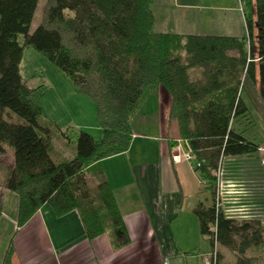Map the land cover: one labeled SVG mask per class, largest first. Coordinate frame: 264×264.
<instances>
[{
	"label": "trees",
	"instance_id": "obj_1",
	"mask_svg": "<svg viewBox=\"0 0 264 264\" xmlns=\"http://www.w3.org/2000/svg\"><path fill=\"white\" fill-rule=\"evenodd\" d=\"M238 1L245 39L156 33L153 0H46L34 29L40 0H0V155L9 149L12 156V166L2 167L0 219L8 193L16 200V230L47 206L58 218L76 211L87 240L108 236L113 250L126 246L129 236L101 163L128 151L133 117L160 89L201 191L211 198L209 207L198 203L192 210L200 237L211 250L233 256L225 264H261V221L227 217L215 195L223 160L256 158L259 151L235 124L248 114L240 97L246 82L257 86L264 105V0ZM27 49L95 105L98 139L42 117L47 86L31 88L19 73ZM56 137L74 140V158L55 159ZM221 255L211 264H220ZM13 257L9 242L1 264Z\"/></svg>",
	"mask_w": 264,
	"mask_h": 264
},
{
	"label": "crops",
	"instance_id": "obj_2",
	"mask_svg": "<svg viewBox=\"0 0 264 264\" xmlns=\"http://www.w3.org/2000/svg\"><path fill=\"white\" fill-rule=\"evenodd\" d=\"M152 12L156 33L247 37L238 0H153ZM206 28H220L223 34L197 31ZM19 73L27 85L37 80V85L43 81L47 86L40 101L46 121L60 130L71 126L99 138L95 105L79 95L61 71L27 49ZM169 108V99L160 89L152 92L131 121L128 151L101 163L129 236L126 246L113 250L108 236L89 241L76 211L58 218L45 206L19 230L10 219L12 264H190L192 257L184 253L200 244L192 210L202 203V191L193 166L172 160L179 134L176 122L169 119ZM140 117L144 125L137 121ZM52 154L66 160L57 152ZM237 176L223 178L221 210L229 218L245 219L239 216L248 211L250 202L241 195ZM8 244L0 245V264Z\"/></svg>",
	"mask_w": 264,
	"mask_h": 264
},
{
	"label": "rangeland",
	"instance_id": "obj_3",
	"mask_svg": "<svg viewBox=\"0 0 264 264\" xmlns=\"http://www.w3.org/2000/svg\"><path fill=\"white\" fill-rule=\"evenodd\" d=\"M46 0H40L37 13L35 15L32 28L34 29L41 18L42 9L45 5ZM197 31L206 32L208 35H222L223 31L219 28H206L198 29ZM205 34V33H203ZM31 88H36L37 80L28 85ZM242 101L245 103L248 114L239 120L235 124V128L240 132H243V137L249 142L254 143L259 147L258 156L256 158H245V157H229L225 158L221 164L220 172L218 173V186L215 191L216 201L220 209L223 208L222 203L224 202V192L226 190V185L224 184L225 175H238L241 186L240 191L241 195L248 198L250 205L247 206V212H243L239 217H248L245 219H258L261 221L264 227V105L261 102L258 96L257 86L252 85L251 82H246L245 87L240 93ZM143 117H140L139 124L144 125L145 123L142 120ZM146 121V118L145 120ZM98 123V122H97ZM137 127L136 125L132 128ZM69 130L73 129L71 126L68 127ZM143 127L139 128V132H142ZM67 129V128H66ZM65 131V130H64ZM69 135V134H68ZM173 157L179 152V146L182 145V141L179 138L178 141L173 143ZM52 149L54 152L59 153L66 160H71L75 156V145L74 140H66L62 137H56L52 142ZM175 149H178L177 151ZM184 152V148H182ZM172 157V158H173ZM174 162V161H173ZM185 162V161H184ZM187 163V162H186ZM191 164V163H190ZM12 166V156L11 151L7 149L6 155H0V181L2 180V167H11ZM200 190L204 188V185L199 182ZM4 190L0 186V194ZM236 193V192H235ZM199 197L201 202L210 206L211 198L209 194L201 192ZM242 197V198H243ZM15 204L16 200L14 196L10 194H5L3 197V214L0 219V245L8 244L12 234L13 229L10 225V219L15 214ZM246 211V209H244ZM2 221V222H1ZM199 243L196 249L184 253L190 258V264H211L216 258V254L220 253V264H225L226 262H233V256L226 250L220 249L218 247L211 250L209 242L205 239L199 238ZM264 255V248L261 250ZM195 252L196 254H192ZM258 253V252H257ZM201 261V262H200ZM264 264V256L263 262Z\"/></svg>",
	"mask_w": 264,
	"mask_h": 264
},
{
	"label": "built area",
	"instance_id": "obj_4",
	"mask_svg": "<svg viewBox=\"0 0 264 264\" xmlns=\"http://www.w3.org/2000/svg\"><path fill=\"white\" fill-rule=\"evenodd\" d=\"M178 149H175L176 151L178 150L179 152L172 158L174 162H178L179 160L185 161L187 163H191V156L188 154L186 151H182V145L178 147Z\"/></svg>",
	"mask_w": 264,
	"mask_h": 264
}]
</instances>
